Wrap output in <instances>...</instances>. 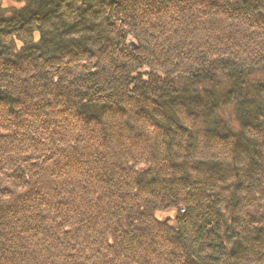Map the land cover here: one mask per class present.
<instances>
[{
    "label": "trees",
    "instance_id": "obj_1",
    "mask_svg": "<svg viewBox=\"0 0 264 264\" xmlns=\"http://www.w3.org/2000/svg\"><path fill=\"white\" fill-rule=\"evenodd\" d=\"M0 264H264V0H0Z\"/></svg>",
    "mask_w": 264,
    "mask_h": 264
},
{
    "label": "water",
    "instance_id": "obj_2",
    "mask_svg": "<svg viewBox=\"0 0 264 264\" xmlns=\"http://www.w3.org/2000/svg\"><path fill=\"white\" fill-rule=\"evenodd\" d=\"M128 45L131 48V50L136 48V44L131 39L128 40Z\"/></svg>",
    "mask_w": 264,
    "mask_h": 264
}]
</instances>
